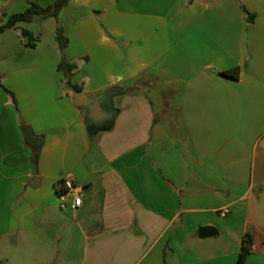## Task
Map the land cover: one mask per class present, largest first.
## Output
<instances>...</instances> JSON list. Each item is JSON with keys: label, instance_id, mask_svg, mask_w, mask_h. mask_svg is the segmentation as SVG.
Returning <instances> with one entry per match:
<instances>
[{"label": "crops", "instance_id": "0c3cea01", "mask_svg": "<svg viewBox=\"0 0 264 264\" xmlns=\"http://www.w3.org/2000/svg\"><path fill=\"white\" fill-rule=\"evenodd\" d=\"M0 48V264H239L247 232L245 264H264V0H71ZM111 89L112 127L91 135L74 99ZM66 178L79 209L60 206Z\"/></svg>", "mask_w": 264, "mask_h": 264}, {"label": "trees", "instance_id": "16d2710c", "mask_svg": "<svg viewBox=\"0 0 264 264\" xmlns=\"http://www.w3.org/2000/svg\"><path fill=\"white\" fill-rule=\"evenodd\" d=\"M28 2V8L20 13H15L11 15L7 21L3 24H0V35H2L7 30L17 28V26L20 23H29L32 22L35 17H54L58 18L59 14L67 7L69 6L71 0H52V3L46 7L41 6L39 3H37L35 0H27ZM247 19L250 23H253L255 19V15L250 14L248 11H245ZM22 35L26 38H28L27 46L34 47L35 43L37 41V38L33 36V34L25 29L22 30ZM56 40L59 44L60 50L63 53L62 61L60 62L58 69L62 71L65 76L67 77L68 84L76 90L78 93H80L82 90L78 88L77 86H73L70 82V77L72 75V71L76 68L75 64L69 63L65 56L64 52L68 46V38L65 35L64 29L62 27L57 28L56 33ZM240 74V69L238 67L232 68L230 70H227L223 72V76L228 78H238ZM114 93H116L115 89H111L104 94L93 97L96 101L102 102L109 100ZM87 126L89 128V131L91 135L95 132V128L90 125V120L87 117ZM112 127V125L109 126V129ZM34 163L36 164L38 161V154L35 155L33 159ZM254 246V236L252 233L247 232L243 237V245L242 250L239 255L238 263L239 264H245L248 256L252 253Z\"/></svg>", "mask_w": 264, "mask_h": 264}, {"label": "water", "instance_id": "95a60500", "mask_svg": "<svg viewBox=\"0 0 264 264\" xmlns=\"http://www.w3.org/2000/svg\"><path fill=\"white\" fill-rule=\"evenodd\" d=\"M74 103L76 106L87 111V117L90 120V125L96 129L95 132L100 127L109 128V126L113 124L114 112L111 110H105L101 101L98 102L89 95L81 94L74 99ZM22 132L25 140L30 144L32 148L37 149L42 146V141L33 135V131L30 126H23ZM37 183L39 185V178L34 179L32 186L37 185ZM199 235L202 238H205L213 235V232H211L208 228H201L199 231Z\"/></svg>", "mask_w": 264, "mask_h": 264}, {"label": "built area", "instance_id": "2783aa9c", "mask_svg": "<svg viewBox=\"0 0 264 264\" xmlns=\"http://www.w3.org/2000/svg\"><path fill=\"white\" fill-rule=\"evenodd\" d=\"M60 185L63 188L58 194L61 208L63 210L67 209L68 200L71 199L72 207L74 209H79L82 205L84 189L78 186L72 178L62 180ZM221 213L227 214L229 213V209L225 208Z\"/></svg>", "mask_w": 264, "mask_h": 264}, {"label": "rangeland", "instance_id": "374dc122", "mask_svg": "<svg viewBox=\"0 0 264 264\" xmlns=\"http://www.w3.org/2000/svg\"><path fill=\"white\" fill-rule=\"evenodd\" d=\"M37 3H39L40 5H46V1L48 0H35ZM23 3L21 1H18L16 3H14L13 5V10L14 11H17V12H21L23 10ZM33 27L35 28V31H36V36H38L42 31L45 33V35H47L48 31H46V28L48 27L47 23H44V22H40V21H37V23H35L33 25ZM2 44V43H1ZM2 52L1 48H0V53ZM2 56V55H1ZM105 127H100L97 131H101L103 130Z\"/></svg>", "mask_w": 264, "mask_h": 264}, {"label": "flooded vegetation", "instance_id": "af4514ba", "mask_svg": "<svg viewBox=\"0 0 264 264\" xmlns=\"http://www.w3.org/2000/svg\"><path fill=\"white\" fill-rule=\"evenodd\" d=\"M103 108H104L105 110H108L105 106H103Z\"/></svg>", "mask_w": 264, "mask_h": 264}]
</instances>
